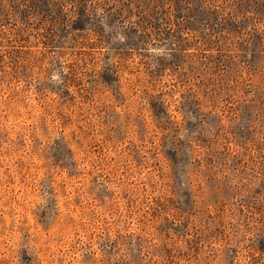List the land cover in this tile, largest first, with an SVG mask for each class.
<instances>
[{
  "label": "rangeland",
  "instance_id": "obj_1",
  "mask_svg": "<svg viewBox=\"0 0 264 264\" xmlns=\"http://www.w3.org/2000/svg\"><path fill=\"white\" fill-rule=\"evenodd\" d=\"M0 264H264V0H0Z\"/></svg>",
  "mask_w": 264,
  "mask_h": 264
}]
</instances>
